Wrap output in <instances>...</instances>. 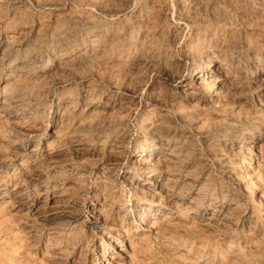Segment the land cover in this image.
<instances>
[{"label": "rangeland", "instance_id": "1", "mask_svg": "<svg viewBox=\"0 0 264 264\" xmlns=\"http://www.w3.org/2000/svg\"><path fill=\"white\" fill-rule=\"evenodd\" d=\"M0 264H264V0H0Z\"/></svg>", "mask_w": 264, "mask_h": 264}, {"label": "bare ground", "instance_id": "2", "mask_svg": "<svg viewBox=\"0 0 264 264\" xmlns=\"http://www.w3.org/2000/svg\"><path fill=\"white\" fill-rule=\"evenodd\" d=\"M212 85L213 84H210V87H212ZM152 151H154V149L153 148H150L149 149V153L151 154L152 153ZM144 154V153H143ZM144 156V155H143ZM143 156H139L134 162H133V165L134 166H137V167H144L145 168V170H150L149 168H151V164L152 163H150L148 160H147V158H145V157H143ZM240 165V163H238V162H236L235 163V170H239L241 167L239 166ZM60 192V191H59ZM55 196H57V197H60V196H63V194L62 193H59V194H56ZM95 212H96V210H95ZM53 232H55V234H57V235H60V234H62L63 232L62 231H54L53 230Z\"/></svg>", "mask_w": 264, "mask_h": 264}]
</instances>
